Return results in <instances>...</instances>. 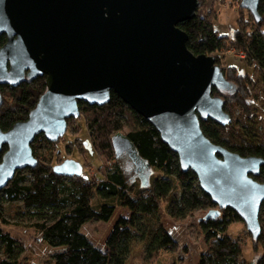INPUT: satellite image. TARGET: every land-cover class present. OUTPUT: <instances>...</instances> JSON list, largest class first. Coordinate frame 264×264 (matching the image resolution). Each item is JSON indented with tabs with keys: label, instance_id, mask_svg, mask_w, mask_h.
<instances>
[{
	"label": "water",
	"instance_id": "water-1",
	"mask_svg": "<svg viewBox=\"0 0 264 264\" xmlns=\"http://www.w3.org/2000/svg\"><path fill=\"white\" fill-rule=\"evenodd\" d=\"M199 0H0V88L17 87L46 76V90L24 121L7 131L0 127V190L18 170L35 168L32 144L43 134L57 142L68 119L80 116L79 102L103 106L114 91L148 120L164 143L179 156L181 169L192 170L201 189L216 208L202 220L217 219L231 208L246 224L252 239L262 233L264 202L261 174L264 158L242 156L212 142L201 119L229 125L225 100L213 89L233 95L216 58L195 55L179 24L193 19ZM260 0H241L255 20H261ZM0 89V107L3 105ZM116 158L124 154L143 173L141 186L150 184L152 170L137 155L125 134L112 137ZM54 172L81 176L83 165L71 158Z\"/></svg>",
	"mask_w": 264,
	"mask_h": 264
},
{
	"label": "trees",
	"instance_id": "trees-1",
	"mask_svg": "<svg viewBox=\"0 0 264 264\" xmlns=\"http://www.w3.org/2000/svg\"><path fill=\"white\" fill-rule=\"evenodd\" d=\"M201 2V1H200ZM198 11V10H197ZM261 20L253 15V26L239 21L232 36L221 34L206 16L197 15L179 24L188 35V48L195 54H207L216 58L220 65L218 52L226 51L235 45L246 53L249 65H256L264 71V0H260ZM245 16L243 20H247ZM7 36H0V47ZM225 76L233 81L237 90L233 95L213 89V95L225 100L224 110L231 117L230 105L237 102L247 113L249 107L244 98L249 96V86L253 80L239 74L234 67L221 66ZM46 76L25 81L17 87L1 86L3 105L0 107V127L7 131L16 122L24 121L46 90ZM81 113L87 114V128L92 146L100 154L115 160L112 136L129 128L125 135L130 140L137 155L152 170L160 172L150 184H128L122 167L116 161L103 170L100 175L66 177L54 172L50 159L42 157L37 142L48 141L43 134L37 135L32 149L38 158L35 168L18 170L9 184L0 190V264H21L25 246L17 238L6 232L2 225L8 224L6 205L14 202L23 204L22 214L34 219L35 228L41 233L46 244L58 248L52 254L54 264H126L131 253L132 243H144L145 258L154 259L161 251H175L176 239L167 231L160 217V209L177 219L186 218L197 208L215 206L211 197L200 187L197 175L181 169L179 156L163 142L159 131L142 115L134 111L114 91L110 102L103 106L79 102ZM89 114V116H88ZM68 119V126L71 120ZM233 119V118H232ZM205 135L214 143L220 144L242 156H261L264 158V138L256 139L242 133L238 137L228 134L234 124L221 125L212 119L202 120ZM236 138V139H235ZM7 146L0 154V161ZM264 182V166L256 177ZM191 190L196 192L192 193ZM193 195H192V194ZM127 207L129 217H121L113 226L106 239V250L96 246L82 232L89 221L107 222L117 206ZM217 219L201 221L206 240L213 239L209 250L201 255L199 264H245L240 259L242 247L228 233V227L242 220L237 212L226 208ZM264 218V202L260 222ZM253 240V239H252ZM254 245H264V228ZM255 264H264V253Z\"/></svg>",
	"mask_w": 264,
	"mask_h": 264
},
{
	"label": "rangeland",
	"instance_id": "rangeland-1",
	"mask_svg": "<svg viewBox=\"0 0 264 264\" xmlns=\"http://www.w3.org/2000/svg\"><path fill=\"white\" fill-rule=\"evenodd\" d=\"M199 1L201 3L197 9V15L206 16L221 34L232 36L240 24L239 21L249 27L253 26L250 12L240 6L241 0ZM244 16L245 19L248 18L246 21L243 20ZM242 53L245 52L235 45H231L226 51L216 53L219 56L220 66L225 67V70H227L226 67L232 66L236 69L237 75H247L253 80L249 86V96L244 98L250 113H247L237 102H233L230 105V111L233 118L231 122L235 128H229L228 134L238 137L244 133V135L248 134L247 136L261 140L264 138V71L256 65H249L246 56H241ZM86 116L87 114L81 113V116L71 120L67 132L59 141L48 144L39 140L37 146L40 155L50 159L52 165L59 164L67 158L74 159L83 165V173L86 176L100 175V167L105 170L116 161L122 167L128 184H140L136 165L129 155L124 154L115 160H110L92 146ZM120 131L122 134H126L129 128L125 127ZM159 174L160 172L155 171L151 177L154 178ZM191 191L192 193L196 192L195 190ZM164 206L165 204L160 209L161 221L167 231L176 239L178 247L175 251H161L154 259L147 260L144 243L134 241L126 264H199L201 255L209 250L213 239L206 240L200 220L216 206L197 208L184 219L170 216L166 213ZM22 211L23 204L20 202L7 204L6 215L9 223L2 225L6 232H9L25 246L21 264H54L52 254L58 248H52L44 242L41 233L33 226L34 219L29 215L22 214ZM130 214L127 207L118 205L109 221H89L82 227V232L96 246L106 250V239L113 226L119 218L129 217ZM223 214L224 211H221L220 217ZM261 225L264 228V218ZM227 233L240 243L242 247L240 259L245 264H255L264 253V245L262 243L254 245L252 236L242 220L233 222L228 227Z\"/></svg>",
	"mask_w": 264,
	"mask_h": 264
},
{
	"label": "flooded vegetation",
	"instance_id": "flooded-vegetation-1",
	"mask_svg": "<svg viewBox=\"0 0 264 264\" xmlns=\"http://www.w3.org/2000/svg\"><path fill=\"white\" fill-rule=\"evenodd\" d=\"M132 159V158H131ZM134 164L136 165V171L138 172V177H139V181H140V184H141V179H140V176L141 174L143 173L142 169L139 168L136 164V162L133 160Z\"/></svg>",
	"mask_w": 264,
	"mask_h": 264
},
{
	"label": "built area",
	"instance_id": "built-area-1",
	"mask_svg": "<svg viewBox=\"0 0 264 264\" xmlns=\"http://www.w3.org/2000/svg\"><path fill=\"white\" fill-rule=\"evenodd\" d=\"M241 56H246V54L245 53H242V55Z\"/></svg>",
	"mask_w": 264,
	"mask_h": 264
}]
</instances>
